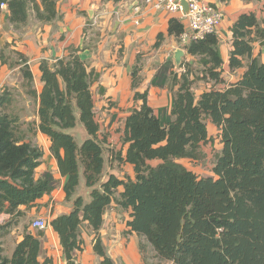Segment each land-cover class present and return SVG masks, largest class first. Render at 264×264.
Here are the masks:
<instances>
[{"label": "trees", "instance_id": "obj_1", "mask_svg": "<svg viewBox=\"0 0 264 264\" xmlns=\"http://www.w3.org/2000/svg\"><path fill=\"white\" fill-rule=\"evenodd\" d=\"M0 2H6L8 22L14 27L27 22L29 2L39 22L57 17L56 0ZM183 28L177 18L168 20V34L178 38ZM230 31L228 68H239L248 60L236 82L206 89L196 97L187 70L171 74L176 89L170 120L164 125L147 104V92H134V100L141 103L125 118L123 128V141L128 143L123 159L133 166L134 177L125 179L109 174L102 181L104 159L90 90L97 75L87 71L73 50L53 64L41 60L42 88L36 94L26 58L16 53L23 86L30 97H38V129L48 137L50 152L65 177V199L73 197L71 211L48 222L58 236L66 264H77L74 255L84 246L80 234L84 222L93 232V251L100 258L97 264H114L99 235L105 209L112 201L129 210L130 231L147 241L160 260L172 264H264V60L252 57L251 39L254 33L264 47V17L241 13ZM161 40L158 34L154 45ZM186 54L198 57L203 75L221 82L223 61L217 34L191 42ZM6 60L0 52V62ZM136 73L134 68L132 88L138 84ZM5 103L6 97L0 95V214L12 218L0 224V264H40L43 230L35 234L25 230L9 256L1 242L14 217L21 216L20 207L35 205L53 189L48 177L35 178L43 151L22 140L15 119L3 112ZM206 118L219 128L222 148L212 175L199 176L177 160L194 158L200 145L207 142ZM77 122L88 135L80 145L67 132ZM153 160L158 162L153 165ZM80 170L89 189L87 202L74 196ZM120 186L122 191L116 196Z\"/></svg>", "mask_w": 264, "mask_h": 264}, {"label": "crops", "instance_id": "obj_2", "mask_svg": "<svg viewBox=\"0 0 264 264\" xmlns=\"http://www.w3.org/2000/svg\"><path fill=\"white\" fill-rule=\"evenodd\" d=\"M218 5L223 11V20L218 28L217 37L222 68L220 77L234 78L236 82L246 69L242 66L233 70L228 68L229 52L232 48L230 27L244 9L242 0H205ZM141 0H56L57 17L47 23L39 22L29 15L27 22L14 27L8 22V10H0V52L7 59L0 62V95L6 97L3 112L15 119V126L26 125L23 141L38 145L43 155L35 169V178L48 177L53 187L49 194L36 200L31 207H20L21 216L14 217L9 232L1 239L4 253L10 255L15 244L22 238L25 230L35 234L29 220L42 218L49 222L53 217L69 213L73 197L65 199L63 184L56 160L50 152V141L38 129V97H30L23 86L21 65L16 62V53L26 58V64L32 74V85L36 94L42 88L39 64L46 60L53 64L57 59L67 57L70 52L77 54L87 71L97 75L90 90L94 103V115L99 124L98 139L101 140L104 159L102 181L109 174L119 179L134 177L133 166L124 161L128 143L123 141L125 118L141 101L134 100V92H147V104L164 125L170 120L172 93L167 86V77L174 63V52L179 48L178 38L168 34V20L176 15L164 10H155L141 6L139 15L134 16V5ZM264 0L261 2V6ZM139 21L138 24L134 20ZM162 35L159 45L155 46L157 35ZM184 52L182 58L188 59ZM181 58V59H182ZM193 57H191L192 59ZM189 59V62L191 61ZM137 70L138 84L132 88V72ZM239 72L238 76L233 74ZM223 85L220 88L229 85ZM218 88V89H220ZM195 93V96H199ZM208 128H217L207 118ZM74 139L87 138L83 126L67 130ZM78 144V143H77ZM80 145V144H78ZM158 161H150L156 164ZM81 173V170H80ZM82 174V173H81ZM82 176V175H81ZM77 189L84 190V202L89 200V189L84 178ZM122 191L118 187L116 196ZM80 195V194H75ZM81 196V195H80ZM82 197V196H81ZM12 218L9 214H0V224ZM130 220L129 210L121 208L112 201L105 209L99 235L106 253L114 264H172L155 256L152 246L127 226ZM84 246L75 252L77 264H97L100 258L93 251L92 229L84 222L80 228ZM38 261L40 264H66L57 234L50 226L42 231ZM140 243L143 250L140 249Z\"/></svg>", "mask_w": 264, "mask_h": 264}, {"label": "rangeland", "instance_id": "obj_3", "mask_svg": "<svg viewBox=\"0 0 264 264\" xmlns=\"http://www.w3.org/2000/svg\"><path fill=\"white\" fill-rule=\"evenodd\" d=\"M225 1H229V0H225ZM241 2L245 5L244 9H246L247 11H253L258 19H262L264 17V13L262 11V6H261L262 0H242ZM28 13L29 15H34V13L31 10L30 2L28 3ZM251 39H252V48H253L252 57L257 58L259 61H263L264 60V47L262 46L260 41L257 40L254 33L251 34ZM189 59H191V57H188V59L182 58L180 60V63L183 62L185 64V66L183 67H181L180 64L171 66L172 69L170 70L168 77H167V83H168L167 86L172 94H173V91L176 89V87L172 85V82H171L172 75L171 74L178 75L180 73L185 72L186 70H187V74L189 78L193 82L191 87L194 93H199L200 91H204L209 88L218 89L222 87L223 85H226V83L229 84L231 80L234 79V78H231V80H229V77L224 78L225 76H227V74H223L224 77H220L221 82H214L213 80H210L208 77H206V75H203V71H202L203 67L201 63L199 62L198 57L192 58L190 62H189ZM244 60H245V63L248 61L247 59H244ZM187 63L188 64L192 63V64H189V66H187L186 65ZM238 75H239V72L233 74V76H238ZM206 119H204V122L206 124L207 132H208L207 142L200 145L196 153V156L194 158L192 159L183 158V159L177 160V162L181 163L184 167L193 171L195 174L199 176L212 175L213 165L222 148V143H221L220 135H219L220 134L219 128H210V127L208 128ZM17 128L21 131V133L27 132L26 130L29 129L26 125L25 126L20 125V128L18 125ZM75 141L76 143L81 144L82 139L77 137ZM81 175L82 174L80 173L79 182L82 181ZM75 194H80L82 198L85 195L84 190L81 188L77 189ZM31 222L32 220L28 221L29 224H31Z\"/></svg>", "mask_w": 264, "mask_h": 264}, {"label": "built area", "instance_id": "obj_4", "mask_svg": "<svg viewBox=\"0 0 264 264\" xmlns=\"http://www.w3.org/2000/svg\"><path fill=\"white\" fill-rule=\"evenodd\" d=\"M187 4L188 11L184 4ZM141 6L155 10H164L168 14L176 15L184 28L178 36L179 49L186 52V47L206 34H217L218 28L223 20V11L218 5L205 0H141V4H135L134 16L141 12ZM6 2H0V10H6ZM138 24L137 19L134 20ZM31 227L37 230H44L49 225L42 218H37L31 222Z\"/></svg>", "mask_w": 264, "mask_h": 264}, {"label": "water", "instance_id": "obj_5", "mask_svg": "<svg viewBox=\"0 0 264 264\" xmlns=\"http://www.w3.org/2000/svg\"><path fill=\"white\" fill-rule=\"evenodd\" d=\"M183 4H184V7H185V10L188 11L187 4L185 2H183ZM183 55H184V51L182 49L178 48L177 50H175V52H174V63L176 65L180 64V60H181Z\"/></svg>", "mask_w": 264, "mask_h": 264}]
</instances>
